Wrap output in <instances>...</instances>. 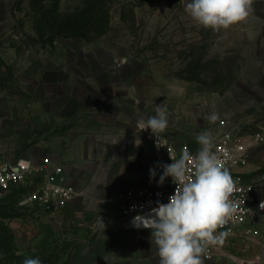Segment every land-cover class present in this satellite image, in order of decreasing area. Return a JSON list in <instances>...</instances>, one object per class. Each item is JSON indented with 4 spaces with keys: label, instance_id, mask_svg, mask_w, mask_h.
Segmentation results:
<instances>
[{
    "label": "rangeland",
    "instance_id": "obj_1",
    "mask_svg": "<svg viewBox=\"0 0 264 264\" xmlns=\"http://www.w3.org/2000/svg\"><path fill=\"white\" fill-rule=\"evenodd\" d=\"M160 104L161 135L176 146L199 149L204 130L215 142L226 131L264 136V0L219 32L180 0H0V160L50 158L78 191L58 215L26 203L41 178L2 191L0 264H159L151 233L121 225L130 219L118 196L150 179L154 136L138 121ZM249 156H259L245 171L256 206L264 142ZM255 218L249 235L203 264H264V215Z\"/></svg>",
    "mask_w": 264,
    "mask_h": 264
},
{
    "label": "clouds",
    "instance_id": "obj_2",
    "mask_svg": "<svg viewBox=\"0 0 264 264\" xmlns=\"http://www.w3.org/2000/svg\"><path fill=\"white\" fill-rule=\"evenodd\" d=\"M180 3L199 25L219 32L246 21L253 11L254 0H180ZM218 118L215 112L206 117L209 123ZM138 127L150 129L158 138L157 148L161 147V134L168 127L166 106L156 105L154 115L141 118ZM195 140L200 145L195 156L183 151L178 159L170 157V165H161L163 174L158 183L163 184L171 177L176 184L175 192L168 203H160L152 210L156 218L143 225L151 231L159 264H203L202 256L207 247L223 243L227 235L225 232L217 234V228L226 225L237 208V203L231 199L237 189L225 164L227 154L222 159L213 151L215 141L210 130L196 134ZM149 172L150 179H154L155 169ZM135 219L140 220V216ZM98 223L105 228L101 217ZM22 264H42V261L38 256L25 257Z\"/></svg>",
    "mask_w": 264,
    "mask_h": 264
},
{
    "label": "built area",
    "instance_id": "obj_3",
    "mask_svg": "<svg viewBox=\"0 0 264 264\" xmlns=\"http://www.w3.org/2000/svg\"><path fill=\"white\" fill-rule=\"evenodd\" d=\"M222 123L227 125V122ZM157 140L158 138L154 136L155 178L147 180L143 185L131 186L118 196L122 201L121 214L127 219L152 212L160 203H168L169 197L175 192L176 184L171 177H167L163 184L158 183L163 174L161 165H170L172 163L170 157L178 159L183 151H189L195 156L198 150L192 149L189 145L176 146L163 135L160 139L161 147L157 148ZM262 142H264L262 133L246 138L233 131H226L215 142L213 151L222 159L227 154L225 164L236 181L237 189L231 199L237 203V208L228 223L217 228V234L225 232L227 235L223 243L207 247L202 256L205 261H213L222 256L238 235H249L252 232L249 226L257 224L255 212L264 215L262 203L264 198L256 206L253 205L252 194L255 187L248 182L245 173L239 171L240 167L247 164L250 150ZM34 178H41V185L26 198V203L36 204L47 214H61L78 196L77 189L68 183L64 169L50 158L41 161L0 160V193L11 187L24 185Z\"/></svg>",
    "mask_w": 264,
    "mask_h": 264
},
{
    "label": "crops",
    "instance_id": "obj_4",
    "mask_svg": "<svg viewBox=\"0 0 264 264\" xmlns=\"http://www.w3.org/2000/svg\"><path fill=\"white\" fill-rule=\"evenodd\" d=\"M104 148H107V145H105V146H103ZM122 146H118V148H121ZM114 148H116V146H114ZM250 155V154H249ZM249 158H250V156H249ZM258 159H259V156H258ZM258 159L256 158H250L249 159V163L246 165V166H242V167H240L239 168V171H241V172H243V173H245V171L246 172H248V171H250L253 167H254V165H257L258 164ZM77 198V197H76ZM75 198V199H76ZM74 199V200H75ZM73 202V201H72ZM144 215V214H143ZM142 215H140V217H141ZM136 218V217H135ZM135 218H132V219H130L129 221H126V222H123L121 225H123V227H125L124 229H125V231H127L128 233H132V232H134V231H136V232H140L139 234H141L140 236H142V235H144L145 233H151V231H150V229L149 228H146V227H142V226H134L133 225V222L136 220ZM118 225H120V224H118ZM135 248H136V246H135Z\"/></svg>",
    "mask_w": 264,
    "mask_h": 264
},
{
    "label": "water",
    "instance_id": "obj_5",
    "mask_svg": "<svg viewBox=\"0 0 264 264\" xmlns=\"http://www.w3.org/2000/svg\"><path fill=\"white\" fill-rule=\"evenodd\" d=\"M155 218H156L155 213L152 211V212H149L147 214L142 215L140 217V220H138V221L135 220V223L133 222V225L134 226L139 225V226L144 227L143 225H144L145 222H147V221H149L151 219H155Z\"/></svg>",
    "mask_w": 264,
    "mask_h": 264
}]
</instances>
